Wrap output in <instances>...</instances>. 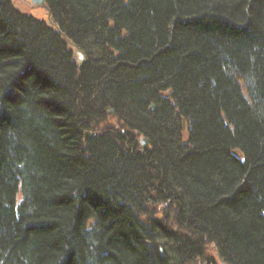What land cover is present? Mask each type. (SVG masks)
<instances>
[{"label": "trees", "instance_id": "16d2710c", "mask_svg": "<svg viewBox=\"0 0 264 264\" xmlns=\"http://www.w3.org/2000/svg\"><path fill=\"white\" fill-rule=\"evenodd\" d=\"M45 5L0 0V264H264V0Z\"/></svg>", "mask_w": 264, "mask_h": 264}, {"label": "rangeland", "instance_id": "374dc122", "mask_svg": "<svg viewBox=\"0 0 264 264\" xmlns=\"http://www.w3.org/2000/svg\"><path fill=\"white\" fill-rule=\"evenodd\" d=\"M13 2V7L20 12H25V13H31L33 16H37V17H46V13L47 11L45 10V7H38L35 6L33 4H31L29 1L27 0H10ZM169 197V195H168ZM168 201L170 204L164 203L160 206L159 210L162 209V213H156V224L159 227H165V229L167 231H171L175 226V222L173 220V216L174 214H176V206L174 204V199H170L168 198ZM167 225V226H166ZM210 244V243H209ZM209 244H207V246L209 247ZM187 264H197L195 261L191 260L190 262H188Z\"/></svg>", "mask_w": 264, "mask_h": 264}, {"label": "flooded vegetation", "instance_id": "af4514ba", "mask_svg": "<svg viewBox=\"0 0 264 264\" xmlns=\"http://www.w3.org/2000/svg\"><path fill=\"white\" fill-rule=\"evenodd\" d=\"M202 241L203 242H201V244L197 242L196 243L199 244L203 251L200 250L199 254L197 256L191 257V259L197 264H224L221 262L218 252H216L214 249L211 250V247L207 246V242L204 240Z\"/></svg>", "mask_w": 264, "mask_h": 264}, {"label": "water", "instance_id": "95a60500", "mask_svg": "<svg viewBox=\"0 0 264 264\" xmlns=\"http://www.w3.org/2000/svg\"><path fill=\"white\" fill-rule=\"evenodd\" d=\"M32 3L33 4H37V5H43L44 4V0H32ZM80 57H81V55H80ZM151 109H154L153 107H151ZM141 142H142V147H145L146 146V144H147V142H146V140H141Z\"/></svg>", "mask_w": 264, "mask_h": 264}, {"label": "bare ground", "instance_id": "6f19581e", "mask_svg": "<svg viewBox=\"0 0 264 264\" xmlns=\"http://www.w3.org/2000/svg\"><path fill=\"white\" fill-rule=\"evenodd\" d=\"M79 51V50H76V52Z\"/></svg>", "mask_w": 264, "mask_h": 264}]
</instances>
